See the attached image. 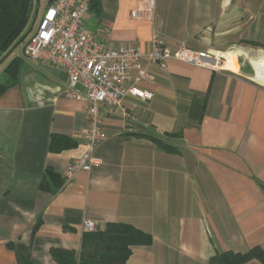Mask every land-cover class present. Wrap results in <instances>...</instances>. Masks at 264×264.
<instances>
[{"label":"crops","instance_id":"obj_1","mask_svg":"<svg viewBox=\"0 0 264 264\" xmlns=\"http://www.w3.org/2000/svg\"><path fill=\"white\" fill-rule=\"evenodd\" d=\"M137 1L100 0L99 14L83 15L87 31L110 47L146 52L157 36L172 50L246 57L230 71L153 65L136 84L150 98L100 106L98 164L68 181L63 171L86 149L85 90L66 91L61 68L23 58L19 83L0 95V264H60L52 248L77 256L85 220L139 232L124 264H224V253L264 251V83L251 65L264 59V0H155L151 21L130 16ZM44 175L60 185L40 187Z\"/></svg>","mask_w":264,"mask_h":264},{"label":"built area","instance_id":"obj_2","mask_svg":"<svg viewBox=\"0 0 264 264\" xmlns=\"http://www.w3.org/2000/svg\"><path fill=\"white\" fill-rule=\"evenodd\" d=\"M88 6L89 0H53L40 14L36 29L22 48L23 56L61 68L67 78L66 91L77 84L85 90L87 125L82 137L86 149L66 166L62 173L66 181L98 164L96 149L102 139L103 121L100 106L121 108L127 95L150 98L151 94L139 90L136 84L151 78L153 65L165 70L166 60L172 58L193 66L229 70L223 66L226 59L221 52L195 51L183 45L172 50L157 36L152 37L146 52L136 46L110 47L87 31L83 15ZM154 7L155 0H138L130 16L151 21ZM122 114L128 116L125 111ZM130 130L136 131L134 127ZM82 229L94 232L97 224L85 220Z\"/></svg>","mask_w":264,"mask_h":264},{"label":"trees","instance_id":"obj_3","mask_svg":"<svg viewBox=\"0 0 264 264\" xmlns=\"http://www.w3.org/2000/svg\"><path fill=\"white\" fill-rule=\"evenodd\" d=\"M99 3L100 0H89L88 8L99 14ZM32 16L33 0H0V65L4 64L3 77L0 79V95L19 83L23 58L15 55L7 62L6 59L18 41L21 40L20 44L24 45L28 40L31 33L25 38L23 37L29 30L28 26ZM254 45L260 44L255 43ZM261 46L264 47V44ZM57 139L63 140L64 138L58 137ZM153 141L159 146H164L160 140L153 139ZM63 142L66 144L67 140ZM48 173L50 174V172ZM53 177L51 175V180H48L44 175L40 187L60 185V182H55ZM138 233L134 228L125 224H108L102 231L86 232L88 235L77 256L74 252L56 248H52L50 253L60 264H124L130 254L129 245L132 243L134 235H138ZM253 258L264 264V251L259 246H255L245 253H224L221 256V262L241 264Z\"/></svg>","mask_w":264,"mask_h":264},{"label":"rangeland","instance_id":"obj_4","mask_svg":"<svg viewBox=\"0 0 264 264\" xmlns=\"http://www.w3.org/2000/svg\"><path fill=\"white\" fill-rule=\"evenodd\" d=\"M37 5H38L37 17H36V20H35V22H34V24H33V26H32L31 31H34V30L36 29V27H37L38 18H39V16H40V14L42 13V11H43V9H44V6H45V0H37ZM35 8H36V0H33V16H34ZM33 16H32V18H31V20H30V24H29V26H28L29 28H30V26H31V24H32ZM30 33H31V32H30ZM30 33H29V34H30ZM22 48H23V44L16 45V47L14 48V50H12V52L8 55V58L6 59V62H7L11 57H13V56H15V55H19V56H21L22 58H26V57L23 56V54H22ZM225 53H229V54L233 55V56H234V61H235V59H236L237 64H238V62H239L240 60H243L244 57H246V55H243V54H241V55H236V54H238L237 51H228V52H225ZM6 56H7V55H6ZM238 60H239V61H238ZM263 60H264V59H263ZM6 62H5V64H6ZM238 65H239V64H238ZM3 66H4V64H1V65H0V79L3 77V71H2Z\"/></svg>","mask_w":264,"mask_h":264},{"label":"bare ground","instance_id":"obj_5","mask_svg":"<svg viewBox=\"0 0 264 264\" xmlns=\"http://www.w3.org/2000/svg\"><path fill=\"white\" fill-rule=\"evenodd\" d=\"M238 53L240 51H237ZM250 54V53H249ZM222 55L225 57V63L223 64L224 68L235 70V61L234 56L229 53H222ZM251 65L253 66L255 70V78L258 81H261L264 83V60L262 58L252 59Z\"/></svg>","mask_w":264,"mask_h":264},{"label":"water","instance_id":"obj_6","mask_svg":"<svg viewBox=\"0 0 264 264\" xmlns=\"http://www.w3.org/2000/svg\"><path fill=\"white\" fill-rule=\"evenodd\" d=\"M37 12H38V5H37V0H36V8H35L34 16H33V19H32V24H31L29 30L26 32V34L24 35L23 38H25V37L31 32L32 26H33V24H34V22H35V20H36V17H37ZM20 42H21V40L18 41V42L16 43V45H19ZM240 69H241V71H244V72H252L251 67H250L248 64H245V63H242Z\"/></svg>","mask_w":264,"mask_h":264}]
</instances>
